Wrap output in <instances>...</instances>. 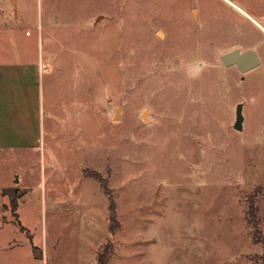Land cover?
<instances>
[{
  "label": "rangeland",
  "instance_id": "rangeland-1",
  "mask_svg": "<svg viewBox=\"0 0 264 264\" xmlns=\"http://www.w3.org/2000/svg\"><path fill=\"white\" fill-rule=\"evenodd\" d=\"M13 1L31 37L0 42L48 69L39 148L0 154V264H264V0Z\"/></svg>",
  "mask_w": 264,
  "mask_h": 264
},
{
  "label": "crops",
  "instance_id": "crops-1",
  "mask_svg": "<svg viewBox=\"0 0 264 264\" xmlns=\"http://www.w3.org/2000/svg\"><path fill=\"white\" fill-rule=\"evenodd\" d=\"M7 14L2 12L1 18ZM29 29L0 28L9 33L24 30L25 37H31ZM30 43L0 42V154L30 153L41 142L42 77L48 68L31 52Z\"/></svg>",
  "mask_w": 264,
  "mask_h": 264
},
{
  "label": "water",
  "instance_id": "water-1",
  "mask_svg": "<svg viewBox=\"0 0 264 264\" xmlns=\"http://www.w3.org/2000/svg\"><path fill=\"white\" fill-rule=\"evenodd\" d=\"M222 60L225 66H237L241 72H247L253 69L258 63L255 54L251 50L244 52L233 50L225 54ZM147 113L148 112H145L144 117H147ZM243 121V105L239 104L236 108V121L234 124L235 129L242 130ZM37 256H41V253H37Z\"/></svg>",
  "mask_w": 264,
  "mask_h": 264
},
{
  "label": "trees",
  "instance_id": "trees-1",
  "mask_svg": "<svg viewBox=\"0 0 264 264\" xmlns=\"http://www.w3.org/2000/svg\"><path fill=\"white\" fill-rule=\"evenodd\" d=\"M247 213H248L247 223L248 226L252 229L253 238L256 240L259 234V230H258L259 221H258L257 211H255L254 202H251L249 209L247 210Z\"/></svg>",
  "mask_w": 264,
  "mask_h": 264
}]
</instances>
